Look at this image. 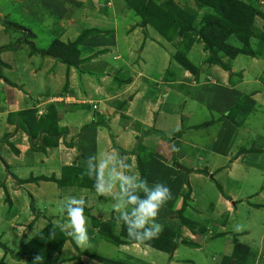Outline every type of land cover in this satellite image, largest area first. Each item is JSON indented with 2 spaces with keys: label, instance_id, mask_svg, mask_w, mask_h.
I'll return each instance as SVG.
<instances>
[{
  "label": "crops",
  "instance_id": "crops-1",
  "mask_svg": "<svg viewBox=\"0 0 264 264\" xmlns=\"http://www.w3.org/2000/svg\"><path fill=\"white\" fill-rule=\"evenodd\" d=\"M3 3L0 0V243L16 251L49 221L64 222L60 205L70 195L85 200L93 219L114 220L112 235L125 241L108 240L85 213L89 247L81 248L71 238L76 251L69 253L70 241L61 250L74 257L75 264H105L101 259L110 264H200V258L222 264L233 252L234 238L251 253L244 263L233 259L230 264H264V17L255 16L256 36L250 41L252 49L262 44V52L223 56L225 68L207 63L203 43L194 39L186 53L198 70L194 75L173 60L178 43L166 41L149 25L141 27L139 16L123 0L20 1L24 14L36 15L41 7L51 14L41 21L44 28L34 25L45 33L46 45H37L32 29L21 25L32 32L28 41L38 53L24 42L12 46L5 40L14 32L19 42L24 32L2 25L4 20L20 25ZM263 3L258 0L257 6L264 15ZM83 30L91 32L79 47L77 67L68 68L46 53L56 37L72 42ZM228 42L241 47L233 38ZM50 105L64 135L54 147L32 149L27 135L9 123L8 116L28 109L45 112ZM177 131L182 132L174 138ZM112 149L127 157L131 171L138 174L140 155L147 161L149 185L170 188L172 199L161 208L157 222L177 233L173 251L121 238L114 201L94 189L60 188L43 180L19 182L39 177V171L45 172L42 177L59 180L64 167L85 169L89 156L106 157ZM36 200L46 211L38 207L41 213L34 217L29 203L35 206ZM103 244L113 257L95 252ZM183 248L191 250L194 259H183ZM2 258L4 264H25L0 248ZM62 258L55 253L50 264H74L58 261Z\"/></svg>",
  "mask_w": 264,
  "mask_h": 264
},
{
  "label": "trees",
  "instance_id": "trees-1",
  "mask_svg": "<svg viewBox=\"0 0 264 264\" xmlns=\"http://www.w3.org/2000/svg\"><path fill=\"white\" fill-rule=\"evenodd\" d=\"M168 1V10L165 13L152 0H125L127 8L139 16L140 26H151L166 41H173L178 28H182L185 32L184 34L189 36L182 38L184 41H181L185 42L186 46L184 45V47L186 49L193 43L195 38L201 41L205 51L208 53L207 63L220 64L225 68L221 62V57L223 56L229 58H235L239 54L258 56L262 52L263 48L259 46L262 44H259L256 50L251 48L250 41L256 36L254 27L255 16L264 17V15L258 10L257 4L252 3L250 0H198L199 4L206 6L210 10V13L204 15L199 27L194 26V18L189 19L181 9L172 3V0ZM2 25L6 29L22 30L24 38L18 43L24 42L28 44L32 53L39 52L33 43L28 41L33 37L31 31L21 25L5 20L2 21ZM90 32L83 30L76 40L68 43H63L58 38H55L46 50V53L62 64H65L68 68L77 67L80 63L79 47ZM261 37H264V35ZM230 38L240 43L241 47L231 45L228 42ZM173 60L190 73L194 75L198 73L197 68L188 60L183 51L177 50L173 56ZM47 112L46 115L40 118H36V111L30 109L12 113L8 116V122L15 124L17 128H20L27 135L32 149L43 150L47 147L56 146L58 139L64 135V132L56 126L57 115L54 106H50ZM233 112L234 109L229 111L226 116L231 118ZM181 132L177 131L172 136L174 138L178 137ZM162 137L166 138L164 135ZM40 139L43 140L44 147H41ZM13 150L16 152L15 149ZM136 162L140 177L145 179L147 161L145 162L139 155ZM173 164H176V162H173ZM62 171V177L59 180L54 177H41V180L54 182L60 188L77 186L85 189H94V181L83 174L85 169L69 166L64 167ZM38 180L40 179L33 180L29 178L25 181L19 180V182L27 183ZM85 213L88 214V211L84 208ZM90 218L92 224L99 227L100 234L104 235L108 240L115 244L125 242L112 235V229L115 225L114 220L100 222L92 217ZM119 235L121 238L131 241L128 238L126 226L123 224L121 225ZM173 238L174 240H172ZM176 238L177 233L164 229L158 238L148 243L150 247L156 250L170 252ZM67 240H71V237L61 232L56 224L49 221L45 228L28 241L18 252L13 254L12 258L25 260V264H50L54 253L59 252ZM0 248L5 253H8V249L1 243ZM248 252L251 253L250 249L240 244L234 238L233 252L229 257L223 259V263L230 264L233 259L241 260L244 263ZM101 260L105 264H110V261L106 259ZM0 264H4V260L1 259ZM78 264H82L81 261Z\"/></svg>",
  "mask_w": 264,
  "mask_h": 264
},
{
  "label": "clouds",
  "instance_id": "clouds-1",
  "mask_svg": "<svg viewBox=\"0 0 264 264\" xmlns=\"http://www.w3.org/2000/svg\"><path fill=\"white\" fill-rule=\"evenodd\" d=\"M85 165L83 174L94 181L95 192L114 201L112 207L118 214L116 219L126 226L128 238L137 246H150L148 242L158 238L163 231L157 217L161 208L172 199L170 188L164 183L149 185L146 179L131 171L127 157L116 149L106 157L89 156ZM84 208L83 198L65 196L60 212L66 214V220L56 222L60 231L81 248L89 247L88 218Z\"/></svg>",
  "mask_w": 264,
  "mask_h": 264
},
{
  "label": "rangeland",
  "instance_id": "rangeland-1",
  "mask_svg": "<svg viewBox=\"0 0 264 264\" xmlns=\"http://www.w3.org/2000/svg\"><path fill=\"white\" fill-rule=\"evenodd\" d=\"M2 1H4V6H5V8H7L9 11H10V14H11V17L13 18V21H15V22H17V23H19L20 25H23L24 27H28V28H30V29H32V32L36 35V40H37V45H46V44H48L47 42L48 41H46L47 40V37H46V35H45V33H43V31H38L37 29H35L34 28V25H37L39 28H44V24L41 22V21H44L45 22V20L46 19H50L51 18V14H50V12L48 11V9L46 8V7H41V12L40 11H38L37 13H36V15H33V14H31V15H27V14H24L23 13V6L20 4V1L21 2H24L25 0H2ZM11 1H13V2H11ZM153 2H154V4H156L159 8H161L162 9V11H165V13H166V11L168 10L167 8H168V0H152ZM252 3H255V4H257L258 3V1L257 0H250ZM123 2L125 3V6L127 5L126 4V2H125V0H123ZM199 1L198 0H172V3L177 7V8H179V9H181L182 11H183V13H185V16L186 17H188L189 19H191V18H194V22H193V24H194V26L195 27H199L200 26V22L202 21V19H203V17H204V15L206 14V13H210V10L206 7V6H204V5H202V4H199L198 3ZM65 3V2H64ZM264 4V3H263ZM127 7V6H126ZM257 8H258V6H257ZM261 11V10H260ZM6 21V20H5ZM140 25V24H139ZM16 32V31H15ZM17 33H19V31L17 32ZM55 33V32H54ZM185 32L183 31V29L182 28H178L177 29V32H176V35H174L175 37L173 38V41L172 42H176V43H178V50H180V51H183L185 54L189 51V49H190V47H191V45L186 49L185 47H184V45L186 46V44H184L183 42H181L183 39L182 38H184V37H186L187 38V36L188 35H186V34H184ZM12 34L13 35H11V37L10 38H5V40L7 39L8 40V44H11L12 46L13 45H15V44H17L18 43V40L20 39V36L18 35V34H16V33H14V32H12ZM189 37V36H188ZM57 38V37H56ZM195 39H197V38H195ZM184 41V40H183ZM8 44H6V45H8ZM176 51H177V49H175ZM205 50V49H204ZM175 51V52H176ZM42 53V52H41ZM187 56V58L189 59L191 56L190 55H186ZM193 56V55H192ZM197 56V55H196ZM193 60V59H192ZM122 72L123 73H125V67H124V69L122 70ZM50 106H53V105H50ZM50 106H48L47 107V109H46V111L45 112H43V111H41V112H36V118H40V117H42V116H44L43 114H47L48 112V109H49V107ZM57 115V114H56ZM17 127V126H16ZM20 129V128H19ZM22 131V130H21ZM29 144H30V142H29ZM37 146H38V144H36ZM31 146V145H30ZM44 147V146H43ZM36 150V149H35ZM39 150V149H38ZM43 151H44V149H43ZM2 162H3V160H1ZM38 165H40V164H38ZM42 165V164H41ZM43 166V165H42ZM6 167V166H5ZM7 168V167H6ZM37 168V167H36ZM35 168V169H36ZM41 170H42V168H40ZM6 170H8V169H6ZM42 173H45V172H43V171H39V172H36L35 173V175H39V177H35V178H33V176H32V179L33 180H35V179H40V180H38V181H34L35 183H37V182H39V181H42L41 180V177L43 176V174ZM34 175V174H33ZM38 184V183H37ZM40 201L39 200H36V202H35V206H33V203H32V201L29 203V207L31 208H29L30 209V212L32 213V215H34V217H36V215H37V213H38V215L41 213L40 211H39V209H38V207L41 209L42 208V204L40 203V205L39 204H37V203H39ZM42 210H45L44 208H42ZM46 211V210H45ZM37 215V216H38ZM87 216H89L88 214H87ZM90 218V217H89ZM51 222V221H50ZM20 222H17V223H13L12 225H14V224H19ZM49 223V222H48ZM45 228V227H44ZM43 228V229H44ZM42 229V230H43ZM41 230V231H42ZM41 231H39V232H41ZM37 235V234H36ZM35 235V236H36ZM32 239V238H31ZM30 239V240H31ZM29 240V241H30ZM67 241H70V240H67ZM66 242V241H65ZM71 242V241H70ZM65 244V243H64ZM63 244V246H62V248H64V245ZM72 244V245H71ZM71 244H67V249L69 248V253H71V252H75L76 251V249H75V245L71 242ZM25 244H23V245H21L22 247L24 246ZM69 245V246H68ZM104 246H98L96 249H95V252H97L98 254H100L101 256H103V257H113L114 256V254L112 253V251L107 247V245L106 244H103ZM233 245H234V241H233ZM5 246V245H4ZM7 249H8V247L7 246H5ZM21 247V248H22ZM18 248V247H17ZM21 248H19L18 250H16L15 251V249H16V247L13 249V250H10V249H8V255L9 256H11L12 257V255L13 254H15L16 252H18ZM184 250L182 251V255H181V257L183 258V259H194V257H195V254L193 253V252H191V250H189V249H186V248H183ZM3 250V249H2ZM62 250V249H61ZM61 250L59 251L60 253H61V257H62V255H63V258L60 260H58V261H61V262H64V263H66V262H73L74 264H75V258L74 257H70L67 253H65V254H63L64 252H61ZM233 250V249H232ZM4 251V250H3ZM210 251H213V249H211ZM4 253H5V251H4ZM58 253V252H57ZM55 254V253H54ZM53 257H54V255H53ZM53 259V258H52ZM201 260V263L202 264H210L211 262H204V259L203 258H200ZM2 260H4L3 258H2ZM80 260H77V264H78V262H79ZM203 261V262H202ZM200 263V264H201ZM215 263H217V261L215 262ZM214 264V263H213Z\"/></svg>",
  "mask_w": 264,
  "mask_h": 264
},
{
  "label": "water",
  "instance_id": "water-1",
  "mask_svg": "<svg viewBox=\"0 0 264 264\" xmlns=\"http://www.w3.org/2000/svg\"><path fill=\"white\" fill-rule=\"evenodd\" d=\"M41 146H44L43 141H41ZM178 167H179L180 169L186 170L183 166L178 165ZM173 249H174V247H173ZM173 249H172L171 251H173Z\"/></svg>",
  "mask_w": 264,
  "mask_h": 264
}]
</instances>
